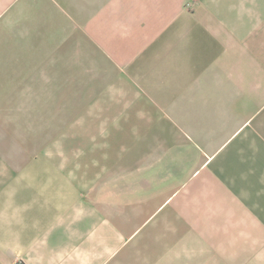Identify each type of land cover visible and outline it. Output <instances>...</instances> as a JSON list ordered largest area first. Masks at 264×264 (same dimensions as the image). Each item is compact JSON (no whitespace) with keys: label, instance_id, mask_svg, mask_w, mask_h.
<instances>
[{"label":"crops","instance_id":"crops-1","mask_svg":"<svg viewBox=\"0 0 264 264\" xmlns=\"http://www.w3.org/2000/svg\"><path fill=\"white\" fill-rule=\"evenodd\" d=\"M17 259L264 264V0H0Z\"/></svg>","mask_w":264,"mask_h":264},{"label":"built area","instance_id":"built-area-1","mask_svg":"<svg viewBox=\"0 0 264 264\" xmlns=\"http://www.w3.org/2000/svg\"><path fill=\"white\" fill-rule=\"evenodd\" d=\"M191 4V2L188 3V7ZM14 264H25V262L22 259H17Z\"/></svg>","mask_w":264,"mask_h":264},{"label":"rangeland","instance_id":"rangeland-1","mask_svg":"<svg viewBox=\"0 0 264 264\" xmlns=\"http://www.w3.org/2000/svg\"><path fill=\"white\" fill-rule=\"evenodd\" d=\"M186 7H188V3L186 4Z\"/></svg>","mask_w":264,"mask_h":264}]
</instances>
